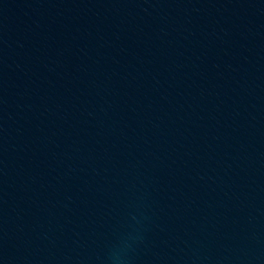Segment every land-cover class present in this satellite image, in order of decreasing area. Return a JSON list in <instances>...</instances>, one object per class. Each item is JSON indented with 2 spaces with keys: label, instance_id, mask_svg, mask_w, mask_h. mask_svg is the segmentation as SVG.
Segmentation results:
<instances>
[{
  "label": "water",
  "instance_id": "obj_1",
  "mask_svg": "<svg viewBox=\"0 0 264 264\" xmlns=\"http://www.w3.org/2000/svg\"><path fill=\"white\" fill-rule=\"evenodd\" d=\"M0 264H264V0H0Z\"/></svg>",
  "mask_w": 264,
  "mask_h": 264
}]
</instances>
